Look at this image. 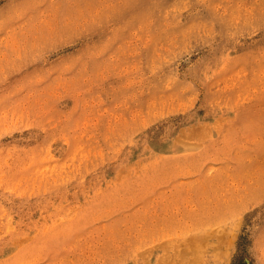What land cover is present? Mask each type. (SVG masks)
Instances as JSON below:
<instances>
[{"label": "rangeland", "instance_id": "374dc122", "mask_svg": "<svg viewBox=\"0 0 264 264\" xmlns=\"http://www.w3.org/2000/svg\"><path fill=\"white\" fill-rule=\"evenodd\" d=\"M0 264H264V0H0Z\"/></svg>", "mask_w": 264, "mask_h": 264}]
</instances>
